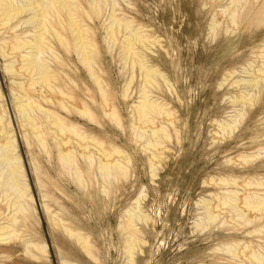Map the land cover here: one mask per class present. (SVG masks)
Masks as SVG:
<instances>
[{
	"label": "rangeland",
	"instance_id": "374dc122",
	"mask_svg": "<svg viewBox=\"0 0 264 264\" xmlns=\"http://www.w3.org/2000/svg\"><path fill=\"white\" fill-rule=\"evenodd\" d=\"M117 1L121 6L118 16L131 22V29L144 37L145 42L134 44L142 63L135 60L136 55L126 54L122 40L112 47L107 45L111 9L106 7L97 15L89 4L92 0H81L85 12L78 18L88 27L87 35L95 44L92 70L101 75L104 93L91 76L79 73V69L83 73L89 70L81 66L78 48L74 52L75 80L81 88L72 87L77 98L90 89L94 120L82 121L89 133L108 149L122 150L123 158L132 162L127 165L128 161H123L127 177L112 183L108 196L95 181L83 189L72 174L67 175L54 147L47 157V151L32 136L31 145L26 143L25 129L13 105V80L4 70L6 59L0 55V96L4 99L0 98V107L15 133L31 208L22 232L6 245L0 244L7 250L0 251V264H128V234L121 222L127 220L129 212L142 231L133 248L135 264H233L227 251L229 238H247L254 226L236 227L226 210L207 230L196 228L198 221L205 220V203L215 194H228L229 190L240 192V196L244 193L241 186L219 187L215 182L230 174L242 185L264 167V97L256 105L232 103L240 89L235 82L252 79L262 66L264 0L247 2L237 24L227 16L229 8L240 11V4L229 0ZM142 66L159 70L163 77L153 78L151 87L144 84ZM232 70L235 74L229 78ZM84 83L87 85L82 87ZM144 86L150 88V100L170 113L155 116L149 127V131L151 127L167 130L164 137L159 134L164 159L156 163V177H152L149 161L152 151H144V141L136 138L138 129L132 127L138 119L136 108L144 100ZM113 111L115 118L109 114ZM234 120L237 128L224 135L218 124ZM146 135L150 137L148 131ZM48 142L54 145L51 138ZM92 172L97 178V169ZM0 204L8 213L7 205ZM141 216H147V222ZM58 219H65L67 227L87 239L91 255L65 232ZM226 220L229 222L224 224ZM22 240L44 246L43 259H34L38 251L24 247Z\"/></svg>",
	"mask_w": 264,
	"mask_h": 264
},
{
	"label": "bare ground",
	"instance_id": "6f19581e",
	"mask_svg": "<svg viewBox=\"0 0 264 264\" xmlns=\"http://www.w3.org/2000/svg\"><path fill=\"white\" fill-rule=\"evenodd\" d=\"M229 1H232V4H240V11L229 8L227 16L231 17V23L237 24V19L245 14L246 3L254 4L256 0ZM89 4L97 15H102L101 12L106 7L111 9V26L108 32L110 37L107 45L112 47L122 40L126 54L136 55L135 60L139 64L142 63L134 44L136 41L145 42L144 37L138 31L131 29V22H125L118 16L117 12L121 8L118 1L92 0ZM81 12H85L81 0H0V55L6 59L4 70L13 80L14 85L11 88L13 105L21 127L25 129L23 139L26 143L31 145L29 136H32L42 150L47 151V157L52 155L51 148L54 147L67 175L72 174L83 189L95 181L99 184L101 192L108 196L110 185L119 182L120 178L122 180L127 177L128 167L123 161H128L127 165L132 162L130 158H123L122 150L119 148L105 147L102 140L92 136L89 127L82 122H93L94 116L90 106L94 101L90 89H84L82 97L77 98L73 94L72 87H80L75 80L76 48L79 49L77 55L81 66L89 70L88 73H83L79 69V73L85 77L91 76L102 93L104 87L101 75L92 70L96 64L97 53L94 51L95 44L87 35L90 33L88 27L80 17L78 18ZM127 30L130 32L125 33ZM259 58L263 61L262 66L255 71L252 79L235 82L240 89L235 93L232 103L256 105L263 99L264 47H261ZM141 70L144 84H150V87L153 86V78L163 77L157 69L142 66ZM233 74L235 72L232 70L227 76L232 78ZM84 84L82 87L87 85ZM149 89L146 90V86L142 88L144 100L136 108L138 119L134 120L132 127L138 129L136 138L144 141L142 145L144 151H152L149 161L152 177H156V165L160 160L163 162L162 150L159 149L161 145L159 134H164V137L167 135V130L163 127L159 130L151 127L149 131V127L154 124L155 116L161 117L163 113L170 116V113L160 104L150 100ZM252 92L255 95L251 94ZM0 98L3 99L1 96ZM103 106L102 110L107 116V106L104 103ZM2 108L0 107V202L7 205L8 213L0 209V244L6 245L22 232L26 226L25 222L30 218L31 208L28 202L30 195L26 176L16 152L15 133L11 128V120L7 118L6 111ZM109 114L112 118L116 117L114 111ZM218 126L224 135H229L237 128L238 122L221 121ZM146 131L150 133V137L146 135ZM156 136L158 140H153ZM49 138L54 145L48 142ZM93 168L97 169V178L91 175ZM252 175L255 177L252 180L250 178L245 180L242 185H238L230 174L218 181L221 184L215 182L214 185L219 187L241 186L244 188V193L240 196V192L229 190L228 194H215L212 201L204 205L205 220L203 219V222L200 220L196 224L197 229L207 230L209 225L218 220L221 212L226 210L231 215L230 219H234L236 227L242 226L246 229L254 223L251 231L247 233V238L238 236L229 238L230 245L227 251L231 261H234L233 264H264V167H260ZM213 202L215 204H212ZM136 209L141 212L140 207ZM140 219L147 222L148 217L141 216ZM57 221L65 232L73 235L86 249L87 254L91 255L87 239L67 227L64 224L67 222L65 219ZM228 222L226 220L224 224ZM121 225L128 234L126 242L129 247L125 256L128 264H135L136 253L133 248L138 241L137 234L142 232L141 228L134 223L132 212L128 213L127 220L121 222ZM123 234L126 236L125 233ZM244 240L246 242L243 243ZM22 242L27 249H29L28 245L38 251L37 255L33 254L34 259H43L46 254L44 246L32 241L22 240ZM2 250L5 249L0 247V251ZM94 260L97 261L96 258Z\"/></svg>",
	"mask_w": 264,
	"mask_h": 264
}]
</instances>
